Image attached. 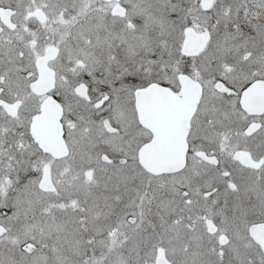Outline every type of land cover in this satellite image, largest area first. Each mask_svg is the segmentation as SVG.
Returning <instances> with one entry per match:
<instances>
[{
    "label": "snow or ice",
    "instance_id": "6c2138e0",
    "mask_svg": "<svg viewBox=\"0 0 264 264\" xmlns=\"http://www.w3.org/2000/svg\"><path fill=\"white\" fill-rule=\"evenodd\" d=\"M0 264H264V0H0Z\"/></svg>",
    "mask_w": 264,
    "mask_h": 264
}]
</instances>
